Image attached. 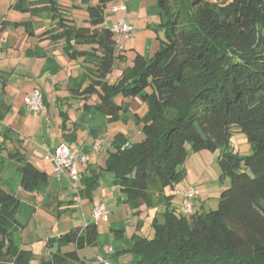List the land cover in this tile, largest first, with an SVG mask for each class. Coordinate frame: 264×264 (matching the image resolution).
<instances>
[{
  "label": "trees",
  "instance_id": "1",
  "mask_svg": "<svg viewBox=\"0 0 264 264\" xmlns=\"http://www.w3.org/2000/svg\"><path fill=\"white\" fill-rule=\"evenodd\" d=\"M25 1L17 7L51 13L42 39L62 40L70 58L92 59V69L71 90L86 99L96 96L85 109L106 117L125 112L118 95L139 96L148 105L143 115L133 114L144 137L132 140L118 130L102 167L120 180L123 201L135 213L166 205L163 219L161 214L152 219L154 235L135 232L131 246L123 249L133 263L264 264V0H157L161 22L155 28L164 29L165 37L149 57L134 49L131 64L115 80L108 77L118 62L128 60L129 49L120 47L114 27L105 24L111 0H82L88 12L82 22L61 0H33V6ZM36 90L48 115L45 94ZM78 124L70 128L63 119V137L71 144L78 139ZM234 131L246 134L251 153L236 151ZM98 139L100 151L105 137L94 142ZM94 142L92 150L98 152ZM5 149L6 155L0 152V264H31L37 254L15 238L25 226L18 219L22 200L3 185L2 173L7 160L15 159L21 186L32 192L51 176L18 144ZM204 149L219 151L221 179L229 177L230 183L217 208L197 209L198 195L194 211L185 214L178 185L187 177L190 153ZM89 165L79 182L82 198L91 200L102 169ZM177 193L182 194L179 207L173 202ZM99 234L98 222L87 220L49 236L51 255L40 264H86L79 250L97 245ZM114 234L123 236L124 230Z\"/></svg>",
  "mask_w": 264,
  "mask_h": 264
},
{
  "label": "crops",
  "instance_id": "2",
  "mask_svg": "<svg viewBox=\"0 0 264 264\" xmlns=\"http://www.w3.org/2000/svg\"><path fill=\"white\" fill-rule=\"evenodd\" d=\"M18 1L0 0V8H3L2 15H0V146L4 147L0 152L6 155L5 147L18 144L26 150L27 156L30 154L28 157L36 165L46 169L51 176L48 183L40 184L39 192L28 191L21 186L19 162L6 163L2 173V182L9 190L21 197L18 219L26 226V218L35 214L38 209L58 208L60 214L63 212V206L75 204L67 177L58 175L55 164L44 159V154L48 149L54 148L60 142H65L72 149L91 155L88 169L100 170L105 164L114 134L118 130H125L133 135L132 130L136 128L141 136L143 131L140 130V124L134 120L133 114L136 112L143 115L148 105L139 96L123 98L118 95L116 100L123 104L125 112L121 110L116 115L106 117L93 108L85 109L83 107L85 102L94 103L96 96L86 99L85 96L72 94L71 90L77 86L84 73L92 69V59L83 56L76 59L70 58L64 50L62 40L53 42L50 39H42L41 33L51 24V13L33 14L31 11L21 10L16 5ZM61 2L78 21L82 22L88 16L84 10L87 4L82 0H61ZM25 3L35 5L33 0H26ZM109 4L114 13L110 11V14H107L106 25L114 26L118 19L124 18L133 23L136 31L147 24L152 26L159 20L161 22L157 0H111ZM117 6L121 9H114ZM120 44L126 49L135 47L137 51L148 57L159 47L153 33L145 37L124 33L121 35ZM82 47L87 48L89 45ZM127 52L128 60L116 64L108 77L110 80H115L122 68L131 64L133 53ZM28 76L31 81H28ZM37 88L43 90L45 94L48 110L46 116L31 112L24 102L25 96ZM135 102L136 106H134ZM140 110L144 111L140 112ZM63 119L70 128L79 122L78 139L72 144L63 137ZM34 136H37L41 144L33 143ZM99 137H105V144L100 151L94 152L92 143ZM39 146L42 148L41 151ZM86 169L82 168L81 172L87 173ZM187 179L198 185L200 192L196 200V208L205 211L208 204L206 197L210 196L209 189L201 183L202 179ZM184 187H179V189ZM177 195H180V205L182 194L177 193ZM177 195L173 200L174 203ZM100 201L107 203L110 210L109 219L103 220L107 223L106 225L98 223L100 231L98 243L92 246V250L80 249L81 257L85 259L86 264H134L132 254L124 252L123 249L131 246L132 235L135 232L143 235L150 234V229L153 227L151 226L148 230L149 222H152L154 216L161 212L155 213L152 208L135 213L123 201L120 180L113 173L103 169L100 185L93 192V198L82 200L81 206L85 216H88L84 209L85 206L93 215V209ZM84 221L86 219L81 218L80 222H71V226L83 224ZM25 226L22 228L23 232ZM115 229H123V236H115ZM48 236L42 237L46 239V243ZM30 242L33 241H23L22 245L28 246L26 244ZM50 255L51 252L44 251L37 259L40 261L43 257H50ZM101 256L104 259H100Z\"/></svg>",
  "mask_w": 264,
  "mask_h": 264
},
{
  "label": "rangeland",
  "instance_id": "3",
  "mask_svg": "<svg viewBox=\"0 0 264 264\" xmlns=\"http://www.w3.org/2000/svg\"><path fill=\"white\" fill-rule=\"evenodd\" d=\"M3 1L6 2L8 0H3ZM110 5L111 4H109L107 8V14H110V11L114 13V11L112 10L113 8L111 9ZM84 10H86V7L84 8ZM2 11H3V8H0V15H2L1 13ZM159 23H160V20L158 21L157 24L159 25ZM157 24H152V26L147 24L146 26L140 27V29L136 31L134 30V28H132L128 33L130 35H138V36L142 35L144 37L147 36V34L153 33L155 35V39L160 44V37L162 38L165 37V31L162 28H160V30H157L155 28V25L158 26ZM133 30L134 32H138V33L137 34L134 33ZM134 49L135 47H132V49H129L128 51L130 53H134L133 52ZM24 81L27 82L26 80ZM28 81H31L29 79V76H28ZM136 105L137 104L135 102L134 106ZM143 111L140 110V112H143ZM139 127L141 130L142 124L139 125ZM132 133H134L133 135H131L132 140H138L144 137L143 132H141V136H139L138 130L136 128H133ZM36 138L37 136L33 137L32 139L34 140L33 143L36 145L41 144L38 138L37 139ZM232 141H233L236 151H239L241 154H249L252 152L251 143L249 142L244 132L234 131L232 135ZM38 148L40 151L42 150L40 146ZM28 156H30V154H28ZM218 156H219V151L213 152L208 149H204L198 152L192 151L185 162L188 175L178 185L179 187H183V186L186 187L187 184L194 183L188 180L187 178H190L191 180L202 179L201 183H203L204 187H207V189H209V192H210V196L206 194L207 197L204 196V194H202V196L206 197L207 198L206 200L208 201V204L206 205L205 210L215 209L219 206L221 191L224 189V187H226L230 183L229 177L224 180L221 179V168L218 162ZM12 161L18 162L15 159H8L7 163L12 162ZM78 184H79V187H82L79 181H78ZM4 186L8 188L6 185ZM69 187L73 190L71 186ZM185 187L182 190H184ZM67 196L69 197V194H67ZM84 199H86V197L82 198L83 201ZM179 199H180V195H177L176 202L174 203V205L177 207H179ZM62 208L64 209H63V212L60 214L58 213V208L54 209V208L49 207V209L41 208V209L36 210L35 214L29 216L28 219L26 218L25 231L23 232L22 229H20L15 232V238L20 244H22L23 241H33V242H30V244H26L30 248H32L37 254V256L34 259H32L31 264L39 263L41 259L39 261V259L37 258H39L44 251H46V253L51 252L50 251L51 248L47 246L46 239L42 237H44L45 235L52 236V234L58 235L59 233H62L63 231H67V229L69 230L72 227L71 222H74V221L80 222L81 218L83 219L85 218L86 220H89V221L91 219L93 220V215L90 213L91 211L89 212L88 208L85 206L84 209H85L86 214L88 215V216H85V213L82 211V206L77 201H75L74 205H70L66 207L63 206ZM165 209H166V205H159L158 207L154 208L155 210L154 212L157 213L158 211H160L161 213H163ZM162 215L163 214L160 215V219H163ZM98 223L100 225L107 224L103 222L102 219L99 220ZM151 226H152L151 222H149L148 230L151 228ZM147 235L148 236L154 235V229L151 228L150 234H147ZM85 248L92 250L93 247L86 246ZM83 253H87V251H83ZM91 253H94V252L91 251Z\"/></svg>",
  "mask_w": 264,
  "mask_h": 264
},
{
  "label": "built area",
  "instance_id": "4",
  "mask_svg": "<svg viewBox=\"0 0 264 264\" xmlns=\"http://www.w3.org/2000/svg\"><path fill=\"white\" fill-rule=\"evenodd\" d=\"M114 9H121L117 6ZM114 30L119 36V43L121 35L127 33L134 28L133 23L127 21L124 18L118 20L114 26ZM120 47H124L120 44ZM25 104L33 113H38L42 116L46 115L45 103L43 94L41 91L36 90L26 95L24 99ZM102 139H98L93 144V149L98 151ZM45 158L52 161L56 166L58 175H64L67 177L69 185L73 188V198L75 201L82 203L81 187H79L78 181L82 168H86L91 162V157L87 153L74 151L69 144L60 142L52 149H48ZM182 209L185 214H190L195 208V199L199 195V187L196 184H189L183 191ZM109 207L105 201H100L95 205L93 209V220H108L109 219ZM87 221V220H86ZM100 259H104L102 256Z\"/></svg>",
  "mask_w": 264,
  "mask_h": 264
}]
</instances>
